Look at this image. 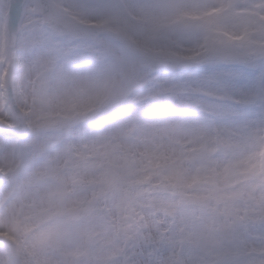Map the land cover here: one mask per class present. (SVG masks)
<instances>
[{
    "label": "snow or ice",
    "instance_id": "obj_1",
    "mask_svg": "<svg viewBox=\"0 0 264 264\" xmlns=\"http://www.w3.org/2000/svg\"><path fill=\"white\" fill-rule=\"evenodd\" d=\"M188 65L201 120L120 119ZM0 264H264V0H0Z\"/></svg>",
    "mask_w": 264,
    "mask_h": 264
},
{
    "label": "rangeland",
    "instance_id": "obj_2",
    "mask_svg": "<svg viewBox=\"0 0 264 264\" xmlns=\"http://www.w3.org/2000/svg\"><path fill=\"white\" fill-rule=\"evenodd\" d=\"M173 39L180 40L179 37ZM184 47H189L187 39L181 41ZM107 61L100 55L93 57L88 65H70L69 71L75 73H87L90 70L105 67ZM210 66L188 65L185 67H166L160 71L141 70L137 77L134 91L130 95L125 108L121 111L120 119H130L139 115L147 124H160L167 120L183 118L187 120H201L203 113L197 109H187L184 104L186 97L179 95L170 97L165 91L172 84L194 83L200 76L207 72L216 71ZM105 77H111L109 72L102 73ZM118 79V77H116ZM29 103L31 100L29 99ZM108 120L98 118L95 127L102 129Z\"/></svg>",
    "mask_w": 264,
    "mask_h": 264
},
{
    "label": "water",
    "instance_id": "obj_3",
    "mask_svg": "<svg viewBox=\"0 0 264 264\" xmlns=\"http://www.w3.org/2000/svg\"><path fill=\"white\" fill-rule=\"evenodd\" d=\"M161 68H163V67H160V68H158V69H161Z\"/></svg>",
    "mask_w": 264,
    "mask_h": 264
}]
</instances>
